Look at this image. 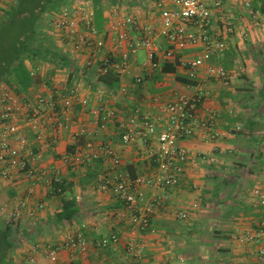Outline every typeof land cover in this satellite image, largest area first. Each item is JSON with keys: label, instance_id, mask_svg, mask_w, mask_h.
<instances>
[{"label": "crops", "instance_id": "crops-1", "mask_svg": "<svg viewBox=\"0 0 264 264\" xmlns=\"http://www.w3.org/2000/svg\"><path fill=\"white\" fill-rule=\"evenodd\" d=\"M16 1L5 0L0 16ZM74 1L79 0H62L57 9ZM160 1L88 0L86 3L95 12L96 25L104 29L114 12L136 15L143 22L158 25L160 9L174 6L172 0ZM215 1L219 4L214 5ZM244 1L211 0V30L224 39L226 50L223 58H213L210 62L222 64L230 72L231 80L225 85L207 78L201 70L196 81L210 92L202 105L203 113L204 108L215 109V129L226 134L213 141L192 137L182 142L188 148L189 156L179 185L165 189L140 188V203L150 195L163 201L151 219L154 231L141 234L144 264H264L255 257L256 245L241 244L232 239L235 231L256 228L258 219L264 215L249 198L253 186L264 189V0H251L253 7L263 13L259 26H255L247 15ZM41 19L38 25L44 21ZM44 32L48 34L46 28ZM131 35L134 37L135 33L131 32ZM46 38L49 39L50 52L25 60L28 71L36 66L40 69L32 76L25 92H15L21 98L33 99L47 95L49 88L61 90L78 83L80 97L88 96L89 104L84 108L75 103L66 111V126L58 135L49 121L45 120L42 125L45 139L38 145L43 156L40 164L60 167L67 182L62 194H52L44 182L36 184L21 215L9 223L7 217L14 205L24 198L28 183L17 171L12 172L10 179L0 180V207L4 206L0 217H6L4 221L11 225L14 242L3 264H20L33 241L63 239L67 234H73L82 223L86 224L89 245L85 257L75 250H61L54 257L39 252L37 264H118L124 259L123 247L129 235L128 213L123 202L98 189V176L109 171L128 173L131 177L148 175L154 164L142 155V141L125 143L120 140L114 120L99 128L97 107L100 104L113 107L122 117L138 107L158 119L162 111L159 105L150 101V95L166 96L175 91L191 94L193 88L180 80L186 77V72L179 66H175L173 72L158 73L143 85H133V76L141 71L138 63L143 59L142 53L141 59L137 57L129 63L128 74L122 78L111 74L97 75V57L89 52H75L68 44H62L49 34ZM157 41L163 47L169 46L162 36ZM110 46L107 41L106 47ZM199 49L198 45L175 51L177 57L188 59ZM123 83L129 85L126 92L118 90ZM81 125L92 132V140L112 145L120 157L119 165H112L108 159H99L74 169L60 161L74 142L81 144L86 140V136L72 138ZM235 125H239V130H234ZM224 170L228 172L219 175ZM245 183H249V187L244 188ZM63 199H74L77 213L71 221L57 223L54 217L62 209ZM38 202L44 204L43 208L36 209ZM191 204L196 206L193 208ZM31 209H34V215L28 214ZM179 211H187L188 216L178 218ZM117 212L122 216L119 217ZM112 232L119 236L115 246H95L97 239Z\"/></svg>", "mask_w": 264, "mask_h": 264}, {"label": "built area", "instance_id": "built-area-1", "mask_svg": "<svg viewBox=\"0 0 264 264\" xmlns=\"http://www.w3.org/2000/svg\"><path fill=\"white\" fill-rule=\"evenodd\" d=\"M4 1L0 0V8ZM79 1L63 5L51 20L47 31L62 44H68L73 51L89 52L97 57L95 74L112 72L122 78L128 74L129 63L142 51L143 59L138 63L141 71L133 76V85H143L146 80L162 72V64L169 62L183 68L186 77L195 82L186 83L193 88L191 94L175 91L166 96L159 93L150 95V101L159 105L162 111V116L158 119L138 107L124 117L113 107L104 104L97 107L100 117L98 127L104 128L108 121L114 120L120 140L125 143L142 141V155L154 164V169L148 175L131 177L128 173L109 171L100 174L97 179L98 189L123 202L128 213L129 235L123 247L124 259L118 264H144L141 234L154 231L151 219L163 201L156 195H150L140 203V188L147 186L165 189L179 185L189 156V150L182 142L192 137L213 141L226 134L215 129V109L204 108L203 113L202 105L210 92L196 81L200 71L204 70L207 78L229 84L230 72L222 64L210 62L213 58H223L226 43L211 30V0H172L174 6H163L160 9L158 25L143 22L136 15L114 12L110 14L104 29L97 27L95 12L86 1ZM218 4L219 1L214 2V5ZM243 6L253 24L259 26L263 18L262 11L253 7L251 0H245ZM131 32L135 33L134 37ZM159 36L166 39L168 47L159 44ZM107 41H110V47H106ZM198 45L200 49L193 57H177L175 50ZM39 69L36 66L30 73L34 75ZM128 86L123 83L118 90L126 92ZM49 90L47 95L24 99L5 81H0V180L10 179L12 172L17 171L28 183L24 198L14 205L7 217L9 223L21 215L36 184L44 182L54 195L62 194L67 185L58 165L40 164L43 156L38 145L45 139L42 125L45 120L49 121L52 130L58 135L66 126L65 112L75 103L87 107L89 97H80L78 83L61 90ZM239 128V125L234 126V130ZM91 135L90 130L83 125L79 126L72 138L86 136V140L81 144L74 142L63 153L60 161L74 169L99 159H108L112 165H119L120 157L112 145L105 141L96 142L90 138ZM249 198L264 213V189L253 186ZM43 206L42 202H38L36 209ZM195 206L196 204H191V207ZM3 209L4 206H1L0 210ZM28 214L34 215V209L29 210ZM117 215L122 216L121 212H117ZM177 216L184 219L188 213L179 211ZM85 228L86 224L82 223L75 228L73 234H67L63 239L33 241L20 264H37L39 252L47 257H54L61 250H75L85 257L89 248ZM263 232L264 215L258 219L256 228L235 231L232 239L241 244L256 245L255 257L264 263ZM118 240V234L112 232L97 239L94 244L98 248H107L115 246Z\"/></svg>", "mask_w": 264, "mask_h": 264}, {"label": "trees", "instance_id": "trees-1", "mask_svg": "<svg viewBox=\"0 0 264 264\" xmlns=\"http://www.w3.org/2000/svg\"><path fill=\"white\" fill-rule=\"evenodd\" d=\"M60 1L62 0H17L9 9H4L0 16V81H5L17 93L27 90L33 76L26 69L25 60L50 52L49 39L46 38L48 34L43 29L48 30L49 26H46L47 22L44 21L38 24L42 20L43 12L57 9ZM175 66L172 62L164 63L161 70L173 72ZM107 74L114 75L112 72ZM180 80L185 83H195L187 77ZM76 213L75 200L63 199V207L56 213L54 220L57 223L68 222ZM12 234L11 225L0 221V264L5 262L14 246Z\"/></svg>", "mask_w": 264, "mask_h": 264}, {"label": "rangeland", "instance_id": "rangeland-1", "mask_svg": "<svg viewBox=\"0 0 264 264\" xmlns=\"http://www.w3.org/2000/svg\"><path fill=\"white\" fill-rule=\"evenodd\" d=\"M66 1H68V0H66ZM83 1H88V0H83ZM56 11H57V9H55V10H48L47 12H45V13H43V16H42V18L44 19V22L45 21H47V24H46V26H50V21L53 19V17L55 16V14H56ZM49 21V22H48ZM49 23V24H48ZM49 28V27H48ZM44 30H45V28H43ZM47 29V28H46ZM41 30H42V28H41ZM40 30V31H41ZM47 42V41H46ZM45 42V43H46ZM49 43V42H48ZM141 53H142V51H140L139 53H138V57H139V59H141L142 57H141ZM143 54V53H142ZM228 171H226V170H224V171H221L220 173H219V175L220 174H226ZM249 183L248 184H243L242 186L244 187V188H246V187H249ZM245 189H243V191H244ZM242 200V199H241ZM0 204H1V202H0ZM3 206V205H2ZM4 213V212H3ZM2 215V214H1ZM4 219H6V217L5 218H3V215H2V217H0V221L1 222H4ZM13 236V235H12Z\"/></svg>", "mask_w": 264, "mask_h": 264}]
</instances>
